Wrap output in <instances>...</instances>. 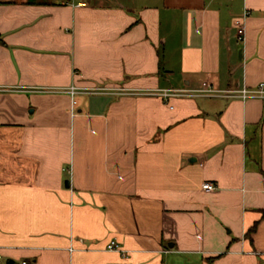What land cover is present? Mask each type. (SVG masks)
Listing matches in <instances>:
<instances>
[{
	"label": "crops",
	"instance_id": "obj_1",
	"mask_svg": "<svg viewBox=\"0 0 264 264\" xmlns=\"http://www.w3.org/2000/svg\"><path fill=\"white\" fill-rule=\"evenodd\" d=\"M0 40V264H264V102L223 95L264 0H0Z\"/></svg>",
	"mask_w": 264,
	"mask_h": 264
},
{
	"label": "built area",
	"instance_id": "obj_2",
	"mask_svg": "<svg viewBox=\"0 0 264 264\" xmlns=\"http://www.w3.org/2000/svg\"><path fill=\"white\" fill-rule=\"evenodd\" d=\"M238 39L242 40L244 31L243 27L238 23ZM70 96H74L78 91L76 88L71 87L68 88L66 91ZM197 95H202V96H212V95H218L220 94L219 91L213 90L211 87L208 85L203 84V89L196 91ZM180 96L178 93H164V96ZM226 97H232V98H239L243 101L248 100V99H258L264 102V84H260L254 89H245L242 88L237 91H226V93H223ZM71 105H75V101L72 100ZM216 189V186L213 183L206 182L202 185V190L207 191V192H212ZM107 251H112V252H117L121 253V255H125V251L120 248V246L115 242V241H110L107 246H106ZM1 258V256H0Z\"/></svg>",
	"mask_w": 264,
	"mask_h": 264
},
{
	"label": "trees",
	"instance_id": "obj_3",
	"mask_svg": "<svg viewBox=\"0 0 264 264\" xmlns=\"http://www.w3.org/2000/svg\"><path fill=\"white\" fill-rule=\"evenodd\" d=\"M0 42H1V40H0ZM262 217H264V211H262ZM254 228H255V226H253V227L249 230V232L253 231Z\"/></svg>",
	"mask_w": 264,
	"mask_h": 264
},
{
	"label": "rangeland",
	"instance_id": "obj_4",
	"mask_svg": "<svg viewBox=\"0 0 264 264\" xmlns=\"http://www.w3.org/2000/svg\"><path fill=\"white\" fill-rule=\"evenodd\" d=\"M234 5H236L235 2H234ZM238 20H239V19H235L236 22H237Z\"/></svg>",
	"mask_w": 264,
	"mask_h": 264
},
{
	"label": "water",
	"instance_id": "obj_5",
	"mask_svg": "<svg viewBox=\"0 0 264 264\" xmlns=\"http://www.w3.org/2000/svg\"><path fill=\"white\" fill-rule=\"evenodd\" d=\"M65 185H66V187L68 186V182L67 181H66Z\"/></svg>",
	"mask_w": 264,
	"mask_h": 264
}]
</instances>
